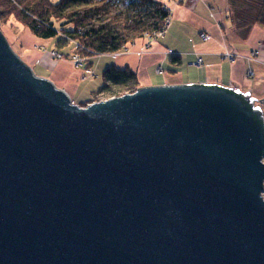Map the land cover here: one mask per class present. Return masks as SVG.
<instances>
[{"label": "water", "instance_id": "1", "mask_svg": "<svg viewBox=\"0 0 264 264\" xmlns=\"http://www.w3.org/2000/svg\"><path fill=\"white\" fill-rule=\"evenodd\" d=\"M255 101L201 82L77 105L0 30V264H264Z\"/></svg>", "mask_w": 264, "mask_h": 264}, {"label": "crops", "instance_id": "2", "mask_svg": "<svg viewBox=\"0 0 264 264\" xmlns=\"http://www.w3.org/2000/svg\"><path fill=\"white\" fill-rule=\"evenodd\" d=\"M167 6L170 15L164 34L148 44L145 37L136 40L117 56H97L96 66L102 68V74L115 65L134 71L139 87L202 82L238 88L256 98L254 105L260 106L264 115V102L258 100L264 97V0H169ZM203 32L209 36L207 41L200 37ZM29 47L21 49L28 62L44 69V76L76 103H90L103 80L82 79L83 67L60 54L53 53L55 60L42 66L40 45L34 44L33 52L25 50ZM253 49L258 54L251 59ZM225 51L235 55L234 60L224 57ZM93 60L89 58L91 71ZM249 69L252 76L247 75Z\"/></svg>", "mask_w": 264, "mask_h": 264}, {"label": "trees", "instance_id": "3", "mask_svg": "<svg viewBox=\"0 0 264 264\" xmlns=\"http://www.w3.org/2000/svg\"><path fill=\"white\" fill-rule=\"evenodd\" d=\"M169 15L163 0H0L1 25L29 28L43 38L61 35L57 45L72 43L73 53H54L69 59L76 53L83 58L84 68H89L91 55L121 51L145 33L160 29ZM102 80L90 102L100 100V95L120 96L139 87L134 71L115 65L105 69Z\"/></svg>", "mask_w": 264, "mask_h": 264}, {"label": "rangeland", "instance_id": "4", "mask_svg": "<svg viewBox=\"0 0 264 264\" xmlns=\"http://www.w3.org/2000/svg\"><path fill=\"white\" fill-rule=\"evenodd\" d=\"M0 28H2L3 31H5L9 44L12 47L13 50H15V52L20 56L21 60L23 62H25L28 66H30L33 70V72L39 76V77H44V72H42L44 69H42L39 66H35L32 65V63L28 62L23 55L21 54V49L22 47L25 46H30V49H25L28 50L29 52H33L34 51V44H39L40 45V51L41 54L43 55L42 57V66H45L44 63H46L47 61L52 62L55 60V57L53 55L52 50H59L60 52L64 53V54H72L73 53V44L72 43H67L66 45H64L63 47H59L57 45V40L60 38L61 35H55L54 37H48V38H43V37H38L35 34H33V32L29 29V28H25L22 30V28H20V30L17 28V26L15 27V25H10L8 26V28H6L5 26L0 24ZM22 30V31H21ZM117 53V52H115ZM106 54H94L91 55V57L94 58L93 62L95 63V66L93 65V69L92 72L94 73L92 76H84L82 77V79L84 78H91L93 79V83H98V81L102 80V68L96 66V60H97V56H103ZM93 63V64H94ZM85 65V64H84ZM100 65H103V63L101 62ZM46 69V68H45ZM105 96L107 95H100L99 97L101 98L100 100H104L107 99ZM72 103L80 105L79 103H76L75 101H73L71 99Z\"/></svg>", "mask_w": 264, "mask_h": 264}, {"label": "built area", "instance_id": "5", "mask_svg": "<svg viewBox=\"0 0 264 264\" xmlns=\"http://www.w3.org/2000/svg\"><path fill=\"white\" fill-rule=\"evenodd\" d=\"M164 3H165V6H167V2L169 0H163ZM168 7V6H167ZM169 9V8H168ZM170 11V10H169ZM169 23V18H167L164 23L162 24L161 28L158 29V30H155V31H152V32H149V33H145L144 37L147 41V44L152 41V40H156L158 37L162 36L167 28V25ZM200 37L203 41H207L209 39V36L208 34L206 33H201L200 34ZM170 51V50H168ZM54 53V52H53ZM55 54V53H54ZM114 56H117V53H112ZM257 54H258V51L256 49H253L251 52H250V58L251 59H254L257 57ZM224 57L226 58H229L230 60H234L235 58V55H233L232 53L228 52V51H225L224 54H223ZM60 57V56H59ZM72 61L73 63L78 66V67H83V77L84 76H92L93 72L91 71L90 68H84V60L83 58H81L78 54L74 53L73 56H72ZM201 59L198 60V62H200ZM157 72L160 73L162 72V69L159 67L157 68ZM254 73L251 69H249L247 71V75L249 76H252ZM263 161H264V158H263ZM260 195H261V198L264 200V181H263V189L261 190L260 192Z\"/></svg>", "mask_w": 264, "mask_h": 264}]
</instances>
